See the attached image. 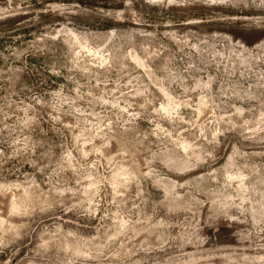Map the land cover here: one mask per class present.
Listing matches in <instances>:
<instances>
[{"label": "rangeland", "instance_id": "obj_1", "mask_svg": "<svg viewBox=\"0 0 264 264\" xmlns=\"http://www.w3.org/2000/svg\"><path fill=\"white\" fill-rule=\"evenodd\" d=\"M0 264H264V0H0Z\"/></svg>", "mask_w": 264, "mask_h": 264}]
</instances>
